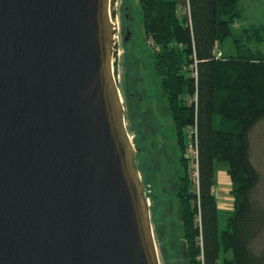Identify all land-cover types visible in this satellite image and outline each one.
<instances>
[{
	"label": "water",
	"instance_id": "obj_1",
	"mask_svg": "<svg viewBox=\"0 0 264 264\" xmlns=\"http://www.w3.org/2000/svg\"><path fill=\"white\" fill-rule=\"evenodd\" d=\"M117 1L0 0V264H160Z\"/></svg>",
	"mask_w": 264,
	"mask_h": 264
},
{
	"label": "trees",
	"instance_id": "obj_2",
	"mask_svg": "<svg viewBox=\"0 0 264 264\" xmlns=\"http://www.w3.org/2000/svg\"><path fill=\"white\" fill-rule=\"evenodd\" d=\"M241 0H139L141 24L160 96L172 119L183 173L179 202L189 264H264L261 177L251 159L250 133L264 122V25L240 33ZM230 38L235 53L216 45ZM195 130L197 192L190 189L183 138ZM225 164L233 213L221 220L214 193V163ZM222 223V224H221ZM202 258V262L197 258Z\"/></svg>",
	"mask_w": 264,
	"mask_h": 264
},
{
	"label": "rangeland",
	"instance_id": "obj_3",
	"mask_svg": "<svg viewBox=\"0 0 264 264\" xmlns=\"http://www.w3.org/2000/svg\"><path fill=\"white\" fill-rule=\"evenodd\" d=\"M242 16L233 25V32L240 33L246 28L264 25V0H241ZM117 24V43L119 56L117 61V75L119 91L124 106V116L128 130L134 133L132 143L140 149V139L149 145L145 156L136 154V166L140 172L142 183L146 190V198L153 201L149 206L150 219L154 241L160 264H189L188 253L183 239L180 207L174 189L156 191V185L150 182L152 171L160 170L163 178L170 177L178 171L183 173V152L180 151L175 127L165 109V99L160 96V81L155 78L150 50L151 43L145 38L142 24L139 0H118L115 6ZM236 25V26H235ZM127 33L129 36L127 37ZM127 37V41L124 38ZM224 56L235 53L230 38L217 46ZM253 51H264V44H252ZM164 140L165 143H160ZM194 138L190 131H186L183 138L185 158L188 160L187 171L190 175V189L197 192L196 159L194 154ZM251 159L261 177L257 189V196L264 203V122L258 123L250 133ZM153 144L165 145L168 157L160 155V164H153L157 160L159 147ZM173 150L175 154L172 153ZM161 154V153H160ZM153 155L157 157L153 158ZM166 158V159H165ZM173 159H177L173 162ZM148 161L147 165L141 167ZM143 168V173L141 171ZM144 176V177H143ZM214 193L217 208L222 218L233 213L232 186L225 164L214 163ZM179 178L177 191H179ZM177 193V192H176ZM157 194V195H156ZM222 224V223H221ZM199 259V257L197 258Z\"/></svg>",
	"mask_w": 264,
	"mask_h": 264
},
{
	"label": "crops",
	"instance_id": "obj_4",
	"mask_svg": "<svg viewBox=\"0 0 264 264\" xmlns=\"http://www.w3.org/2000/svg\"><path fill=\"white\" fill-rule=\"evenodd\" d=\"M236 26V25H235ZM219 44L217 43V45H216V50H218V48H217V46H218ZM234 46V45H233ZM235 48V47H234ZM219 51V50H218ZM218 54H220V55H223V54H221L220 52H217ZM140 141H141V144H140V151H137V153L136 154H140V155H142V156H145L146 154H148V152H147V147H149V145L146 143V141L145 140H143V138L142 139H140ZM165 143L164 142V140H162L160 143ZM155 147H159V149L157 150V153H159V156H158V158H157V160L155 161H153V164L155 165L156 164V162H157V164H160V155H162L163 153H164V157H168V155H167V149H166V147H165V145L163 144V145H156V144H153L152 145V148H155ZM155 149H157V148H155ZM175 151L176 150H173L172 151V153L173 154H175ZM161 153V154H160ZM155 157H157L156 155H153V158H155ZM165 158V159H166ZM177 159H173V162L174 161H176ZM147 163H148V161H146L144 164H142L141 163V167H144V166H146L147 165ZM143 168H141V171H142V173H143V170H142ZM144 174V173H143ZM144 177V176H143ZM180 177V173H178V171L176 172V173H174L172 176H170V177H165V179L163 178V176H162V174L160 173V170H154V171H152V173H151V176H150V182L149 183H151L152 185L154 184V185H156V191L158 190V189H160V194L161 195H164V190H172V189H174L175 191H174V196L176 197V192H177V183H178V178ZM141 180H142V178H141ZM158 192V191H157ZM157 195V194H156ZM177 199V198H176ZM177 203H178V209H179V202H178V199H177ZM233 204V203H232ZM223 258H224V256H223V254L222 255H220V257H219V261H218V264H223L222 262H223Z\"/></svg>",
	"mask_w": 264,
	"mask_h": 264
},
{
	"label": "built area",
	"instance_id": "obj_5",
	"mask_svg": "<svg viewBox=\"0 0 264 264\" xmlns=\"http://www.w3.org/2000/svg\"><path fill=\"white\" fill-rule=\"evenodd\" d=\"M190 133H191V135L193 136V138H194V154H195V159H197V150H196V145H195V135H196V133H195V130H193V131H190ZM196 177H197V172H196ZM198 260H202V258H201V256L199 257V259ZM202 262V261H201Z\"/></svg>",
	"mask_w": 264,
	"mask_h": 264
},
{
	"label": "bare ground",
	"instance_id": "obj_6",
	"mask_svg": "<svg viewBox=\"0 0 264 264\" xmlns=\"http://www.w3.org/2000/svg\"><path fill=\"white\" fill-rule=\"evenodd\" d=\"M116 27H117V24H116Z\"/></svg>",
	"mask_w": 264,
	"mask_h": 264
}]
</instances>
